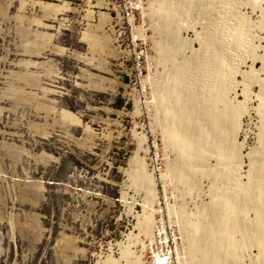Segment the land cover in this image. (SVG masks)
I'll return each instance as SVG.
<instances>
[{
	"label": "rangeland",
	"instance_id": "rangeland-1",
	"mask_svg": "<svg viewBox=\"0 0 264 264\" xmlns=\"http://www.w3.org/2000/svg\"><path fill=\"white\" fill-rule=\"evenodd\" d=\"M115 1L0 0V264H126L137 257L153 264L157 251L172 264H202L207 240L190 251L188 235L202 223L201 237L207 220L218 222L223 213L229 224L250 219V238L235 233L236 256L228 263L257 264L264 203L253 192L238 194L245 214L235 217L225 199L214 197L233 186L205 168L218 162L213 132L202 125V138L212 143L209 164L191 173L200 188L161 175L177 157L171 128L178 117L167 109L176 72L201 58L217 60L197 32L241 21L250 26L249 45L231 53L235 82L218 101L213 96L225 116L224 144L242 155V190L249 189L251 168L253 182L264 173L257 96L264 94V0H192L187 13L164 17L160 0H149L134 29L112 19ZM132 36L151 50L142 62ZM140 146L156 178L151 193L130 175Z\"/></svg>",
	"mask_w": 264,
	"mask_h": 264
},
{
	"label": "bare ground",
	"instance_id": "bare-ground-1",
	"mask_svg": "<svg viewBox=\"0 0 264 264\" xmlns=\"http://www.w3.org/2000/svg\"><path fill=\"white\" fill-rule=\"evenodd\" d=\"M191 1L192 0H163V1L160 0L159 2L161 4H159V7L157 10L161 13L160 17H162L164 13H168V14L173 13L174 16H177L178 14L188 12L189 7H190L189 3H191ZM185 3L188 5H186ZM232 3L235 4L234 0ZM231 8H233V5ZM222 23L225 25H217L215 29H213V27L209 29L207 28V30L205 31L203 30L202 33L197 32L201 34L199 38L201 37L203 44L205 43L211 52L212 50L214 51V56L217 58V60L214 61L212 59L207 60L205 58L204 59L201 58V60L197 62L198 64L189 62L187 63V67L182 68V69L180 67V69L176 72L174 76V80L172 81L173 86L170 87L169 89L171 98H170L169 106L167 109L171 110L178 117L177 118L178 120L175 122L173 128H171V136L173 140H175L176 138L178 139L177 144L174 146L175 153H177V157L175 158V160H173L174 162L172 165H170V163L167 164L168 165L167 171L163 172L161 176L165 180L171 178L172 176L174 177L176 176L178 180H182V181L187 180L188 182H190L189 184H192V186L195 187L196 189L200 188L198 179L193 178L191 173L193 170H197L198 168L205 167L204 165L207 162V153H209L207 148H208V145L212 143V141L210 139L206 140L202 138V136L206 135V134L201 135L202 134L201 129L203 127L202 125H205L207 127L206 129H208V131L206 132H213V135H211V133L209 135L212 136L213 140L216 143L211 144V146L214 147L213 151L215 152V155L218 157V162H216L217 164H215L214 166H211L212 164H210L208 167H205V168L210 172L214 171L213 176L216 181L220 180V182L221 181L225 182L226 183L225 185L233 186V189L231 190V192H229L230 188L228 189V187L226 186L228 189L227 190L228 193L227 192H224V193L216 192L213 195L215 198H219L220 200L225 199L228 202V205H229L228 207H229L230 212L228 210L227 211L232 216L237 217L238 213L239 215L240 213L245 214L243 210L245 209V206H246L245 205L246 203H245L244 208H242V206L240 207V204H239L240 201H238L239 203L236 201L238 197L235 200V197L238 196V194H242L248 197L250 196L249 194L253 192L257 196L256 198L258 199V203L260 202V200L263 201L264 203V173L263 174L261 173V176L257 178V181L253 182L251 180L252 177H254L253 176L254 174L252 175V168H251L253 166H250L251 169L248 171V174H247L248 177L250 178V179L248 178L250 182L247 183L249 184L248 186L249 189L247 188L246 190H242L243 181L241 183V178H239L240 176L238 177V172L240 174V170L242 169V167H244L242 155L240 154V152L236 151L237 149L235 150L233 147L226 148V145L224 144L223 139L225 138V136L221 132L222 129H220L221 128L220 125L223 124V121L225 120V118L224 119L222 118L224 114L223 116L221 115L219 116L217 113L218 103H216V101L214 102L215 99H214L213 93L214 94L217 93L218 99L217 98L216 99L218 101L219 98L223 96V94L226 93L225 91L228 89V86H229V85L227 86V83L230 84V83L235 82L236 74L238 73V70L236 69L237 65L235 66L234 63L230 61L229 56L231 55V53L235 51H240L241 49L249 45L250 26L244 21H241L238 24V26L229 25V24H226L225 22H222ZM246 35L248 36L246 37ZM257 96L258 98L262 100V104L260 105L258 109L263 110L264 94L263 92H261L257 94ZM239 106H241V104H239ZM239 106H237V108H239ZM225 123L226 122L224 121V124ZM234 125H236V129H235L236 133H238V130L241 127L240 121H234ZM142 142L143 140L141 141V143ZM170 148H173L172 145ZM141 149H142V146H140L139 150L137 151V153L131 160L132 171L130 172V175L132 176V178L136 179L135 182L136 183L138 182L140 187H142L141 189L145 188V190L148 193H151L153 189H155L154 187L157 185L155 183L156 178L154 180L153 174L149 173V171L147 172L146 160L143 157V155L142 156L140 155ZM262 172H264V170ZM241 177H243V175ZM230 201H232L231 204H230ZM249 201L247 202L248 206H249ZM263 203L261 202L260 204L262 205ZM219 204L220 203H218L217 201L216 204L214 203V206L212 205L213 210L215 212L218 211ZM146 206L149 207L150 205L149 206L146 205ZM248 206L246 210L250 208V206L249 208ZM262 208L264 209V207ZM255 209L257 210V208ZM206 215L207 214H204V216ZM242 215L243 214H241V216ZM212 218L213 217H211L210 219L211 221L207 220L209 221L208 222L209 224L206 223L207 224L206 226H202L201 237L197 236V231H198V227L202 223H199V225H197L198 226L197 231H194L195 230L194 228L193 230L194 233L192 232L190 233L191 235L190 234L188 235L189 237L187 236L188 237L187 243L190 245V248L188 249H190L191 251L192 248L196 247V245L198 244V241L201 238L205 239L207 240L208 245L203 253V259L201 263L202 264H227L228 261H230V259L234 260V258H231V256H233L234 248L238 244V242L235 240V233L237 231L243 230V233H244L243 240L246 241L248 238H250V234H251V233L249 234V223H250L249 220L250 219L248 221H245L244 219L247 220V217L245 216L244 219L242 218L241 220H237L238 218L237 217V218H234L229 224V222H227L226 220L227 217L225 213L221 214V219L219 218L220 221L218 222H216ZM257 220H258L257 221L258 222L257 223L258 234L256 235L255 239L258 238V240L261 242L262 247H263L264 245V211H262L260 217ZM144 230L146 229H142L141 232H144ZM251 239H253V237ZM241 244H242V241H241ZM127 252H128L127 249L123 250L122 258L125 257L126 260L128 256ZM154 256L155 258H154L153 264L159 263V262L160 263L162 262L171 263V261L169 260L170 257L165 253H161L160 251L159 252L157 251V254H155ZM259 256H258L259 262L257 264H264V249L262 250V254H260ZM178 260H180L179 262L181 263L180 257H178ZM118 261L115 260V263L116 262L118 263ZM110 262L113 263L114 261H110ZM126 264H143V263L140 261V257H137L132 262L127 260Z\"/></svg>",
	"mask_w": 264,
	"mask_h": 264
},
{
	"label": "built area",
	"instance_id": "built-area-1",
	"mask_svg": "<svg viewBox=\"0 0 264 264\" xmlns=\"http://www.w3.org/2000/svg\"><path fill=\"white\" fill-rule=\"evenodd\" d=\"M148 3L149 0H116L115 3H111L110 5L112 7V19L122 28L127 25V27L134 29L140 25L141 15H144V8ZM130 42L131 45L136 47L139 62H142L144 58H147L151 54V50L143 45L144 38L142 36H132ZM122 45L123 43L120 44V47ZM155 264H172V261L171 263L159 262Z\"/></svg>",
	"mask_w": 264,
	"mask_h": 264
}]
</instances>
